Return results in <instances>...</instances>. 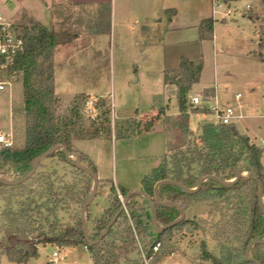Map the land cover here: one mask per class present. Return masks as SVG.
Masks as SVG:
<instances>
[{
    "label": "trees",
    "instance_id": "obj_1",
    "mask_svg": "<svg viewBox=\"0 0 264 264\" xmlns=\"http://www.w3.org/2000/svg\"><path fill=\"white\" fill-rule=\"evenodd\" d=\"M203 23L211 32L213 20ZM30 24V27L24 28L25 52L17 58L12 69L18 74L21 73L23 80L25 100L21 106L12 107L13 123L15 124L19 119L23 123V142L21 145L14 144L8 149H0V167L9 166L10 170L5 171L6 174L10 175L12 172L17 176L11 181L0 177L5 181H0L2 189L25 190L27 183L36 179L35 174L28 177L32 170V163L38 157L45 156L50 152L52 153L43 160L59 156L67 164L77 168L74 154H78L81 165L97 173V166L88 155L73 153L71 138L64 135L52 108L55 94L54 51L58 46L72 43L77 37L76 35L56 33L32 21ZM40 59L48 63L47 72L40 71L38 65ZM203 69V61L193 62L182 58L179 67L167 71L165 75V82L175 85L178 89L177 97L181 113L179 128L182 138L187 137L189 131L187 97L193 85L200 81ZM44 75H47L48 84L38 89L34 85L33 79L36 76ZM159 113H164V109H161ZM153 123L154 121H150L144 131L149 132ZM141 134L143 133H138V135ZM130 137L129 133H125L119 134L117 138L127 139ZM202 137L203 142L207 145V152L199 151L196 148L190 152L188 158L185 154H181V157L175 156L172 172L164 161L159 170L143 179V190L141 191L145 196H130L126 208L131 206L134 198L143 197L152 208V218L153 206H155L157 224L162 227L181 217L180 209L172 204H177L186 210L191 202H211L213 210L220 212L223 217L214 226L215 239L223 248V258L219 259L212 254H207L206 258L213 264H232L233 262L264 264V211L259 201L260 187L258 182L253 179L250 169L255 171L256 177L264 184V166L262 164L264 151L252 145L247 136L240 135L234 125H207ZM64 147L72 154L69 158L63 151ZM195 164L199 167L198 174L193 171ZM240 168H242L241 177L238 179ZM78 170L86 174L81 169ZM244 173L246 176H243ZM26 177L28 178L24 180ZM40 179L42 180L41 192H28L26 200L20 202L18 210L12 207V201H10L0 213V219L4 221L3 228H0V231L4 233L3 241L0 242V264L3 255H6L10 261L19 264L36 259L39 257L40 245L60 247L83 245L91 252L93 264H119L122 257L126 259L127 264H130L129 248L133 246L134 239H131L132 227L127 222L125 211L112 224L104 238L98 244H92L104 234L108 224L119 211L122 202L116 200L114 210L107 211L110 215L108 221L104 222V219L98 221L97 233L91 237L88 229L83 226L82 220V208L88 198L85 193L82 198H78L81 204V214L76 218L75 225L65 224L60 218V211L76 199L75 191L68 185L57 189L55 181L51 177L44 176ZM160 181H170V183L164 184L156 190V184ZM200 182H202V188L194 194L184 193L176 185L180 184L190 190H195ZM229 184L231 186H227ZM119 190L124 199L129 196L131 191L123 187H120ZM157 195L159 200L156 198ZM262 202L264 205V196ZM88 210L89 208L84 214L86 223ZM122 218L127 223L124 228V233L127 235L125 238L122 234L115 233V226ZM133 219L134 217L131 219L132 222H134ZM187 223L188 220L185 219L162 235H157L153 228L152 230L156 234V239L160 240L166 233ZM141 225L142 222L139 223L140 227ZM117 242L122 243V246L119 247ZM236 242L240 244V247ZM248 248V257L253 260H249L246 256ZM151 255L152 250L148 257L150 258Z\"/></svg>",
    "mask_w": 264,
    "mask_h": 264
},
{
    "label": "crops",
    "instance_id": "obj_2",
    "mask_svg": "<svg viewBox=\"0 0 264 264\" xmlns=\"http://www.w3.org/2000/svg\"><path fill=\"white\" fill-rule=\"evenodd\" d=\"M0 12L14 23L24 15L56 33L64 31L63 22L68 19L70 30L75 29L72 35L77 38L56 47L53 57L55 93L63 101L84 94L111 99L118 108L116 99L109 94L113 90L115 62L130 60L127 84L146 88L152 96L148 104L158 99L171 105L177 111L175 115L180 114L177 87L167 84L165 75L177 69L182 58L203 61L200 81L193 85L189 96L216 95L220 108L234 109L235 127L241 135L264 151V62L255 57L259 43L250 20L214 18L211 0H0ZM208 20L214 22L211 32L203 23ZM63 50V63H59L58 54ZM236 95H240L239 102ZM11 97L12 88L0 91V130L6 133L13 127ZM126 108L122 105L119 109ZM194 110L187 111L191 131L197 133L205 124H218L213 112ZM155 130L156 127L144 134H162L166 141L165 133ZM82 151L96 164L99 179L111 180L100 171L99 156L86 147ZM158 166L156 163L154 168ZM1 194L2 188L0 211ZM49 248L39 247V257L25 264H52L49 256H43ZM78 249L83 248H62V259L55 264L67 261V255L74 256ZM90 262L93 264L91 255ZM1 264L19 263L3 255Z\"/></svg>",
    "mask_w": 264,
    "mask_h": 264
},
{
    "label": "rangeland",
    "instance_id": "obj_3",
    "mask_svg": "<svg viewBox=\"0 0 264 264\" xmlns=\"http://www.w3.org/2000/svg\"><path fill=\"white\" fill-rule=\"evenodd\" d=\"M68 15V13H65V16ZM250 21L254 29L256 28L255 24H257L264 32V0H261L259 15L252 16ZM19 23L24 28L31 26L29 18L24 15L21 16ZM63 24L64 31L62 29L59 34L72 35L75 29L70 30L68 19ZM263 45L264 39H261L254 54L255 57L264 62ZM65 53L66 50L60 52L58 58H63L62 54ZM59 63H63L62 59L59 60ZM115 63L113 90H110L109 94H112V97L116 99L118 108L115 107L111 99L106 101L99 96L84 94L63 101L55 93L52 104L60 128L64 135L71 138L73 153H83L82 149L84 150L86 147L89 152L99 156V159H101L100 171L113 180H100L97 196L88 210L87 229L91 237L97 233L98 221L101 219H104V222L108 221L110 215L107 211L109 209L114 210L116 200L123 201L120 187L128 190L139 189L143 179L159 170L164 161L172 172L175 156L181 157V154H185L188 158L190 152L196 148L199 151L207 152V145L203 142L202 134L204 128L210 124H205L197 133L189 129L188 136L182 138L179 128L181 113L175 115L177 111H174L171 105H164L158 99H154L153 103L148 104L152 96L146 88L142 89L134 83L127 84V79H130V77L126 67L132 62L118 59ZM38 65L40 71L47 72V62L40 59ZM1 80H10L12 83V107L21 106L25 100L22 74L1 78ZM33 83L38 89L43 88L48 84L47 75L36 76ZM189 94L187 97L188 110L190 109ZM122 105L127 106V108L120 110L119 108ZM161 109H164L162 114L159 113ZM150 121H154V123L149 132L156 127L155 131L165 133L166 141L162 134H144L149 133L144 130ZM22 126L21 119L15 124L13 123L12 133L15 145H21L23 142ZM9 128L7 129L9 130ZM139 132L144 135L138 136ZM125 133L138 137L130 140L117 138L119 134ZM156 163L159 166L154 168ZM193 169L198 174L199 167L197 164L193 165ZM9 170V166L0 167V177L9 181L14 180L17 176L12 172L7 175L5 171ZM35 176L36 179L29 181L25 190L2 189L0 213L10 201H12V207L18 210L20 202L26 200L28 192L35 191L38 193L42 191V180L40 178L48 176L55 181L57 189L68 185L75 191L76 199L60 211V218L63 223L75 225L76 218L81 214V204L78 198H82L84 193L88 198L91 196L94 185L93 179L88 174H84L74 166L67 164L59 156L43 160ZM243 176H246V173ZM114 183L119 186L116 187ZM139 190H143V187H140ZM213 209L211 202H191L185 210L188 223L166 233L159 240L156 239V234L150 225L152 218L151 206L141 196L134 198L131 206L125 210L127 222L132 227L131 239H134L133 246L129 248L130 264H213L211 260L206 258L207 254H212L219 259L223 258V248L219 241L215 239L214 230L215 224L221 221L223 217L220 212ZM132 217H134V222L131 220ZM140 222H142L141 227L139 226ZM3 225V219H0V228H3ZM126 226L127 223L122 218L115 226V233H120L125 238L127 236L124 233ZM3 238L4 233L0 231V242L3 241ZM158 243L161 246L155 249ZM117 244L119 247L122 246L120 242H117ZM236 244L240 247L239 243L236 242ZM43 246L50 247L44 251L43 256H49L48 260L55 264L53 253L59 252L61 254L64 247L56 245H40L39 247ZM78 247L83 249H78L72 257L67 255V261H61L59 264H91V252L85 249L83 245H78ZM150 250H152V255L149 258ZM48 264L51 263L48 262ZM119 264H127L126 259L122 257ZM232 264L237 263L233 262Z\"/></svg>",
    "mask_w": 264,
    "mask_h": 264
},
{
    "label": "built area",
    "instance_id": "obj_4",
    "mask_svg": "<svg viewBox=\"0 0 264 264\" xmlns=\"http://www.w3.org/2000/svg\"><path fill=\"white\" fill-rule=\"evenodd\" d=\"M213 17H221L223 20H237L246 18L250 20L252 16L259 15L261 0H211ZM255 39L260 43L264 39V32L260 26L255 24ZM25 30L21 23H14L0 12V91H4L7 87L12 88L10 80H1V78L17 76V71H13V67L17 58L25 52ZM190 109H202L213 112L218 118L217 125H234V109L232 107L220 108L217 102V96L204 95L201 93L189 96ZM235 100L239 102L240 95L235 96ZM264 101V96H263ZM14 145V136L11 132H3L0 130V149H8ZM161 244L158 243L155 249ZM59 252L53 254V261L61 260Z\"/></svg>",
    "mask_w": 264,
    "mask_h": 264
},
{
    "label": "water",
    "instance_id": "obj_5",
    "mask_svg": "<svg viewBox=\"0 0 264 264\" xmlns=\"http://www.w3.org/2000/svg\"><path fill=\"white\" fill-rule=\"evenodd\" d=\"M63 151L66 155L67 158H69L70 156H72V154L67 150V148H63ZM52 152L46 154L45 156H40L38 157L33 163H32V170H31V173L28 177H31L33 176L39 165L41 164L42 160L44 158H46L48 155H50ZM74 156L76 157V166L78 169H81L82 171H84L86 174H88L92 179H93V192L91 194V196L89 198H87L83 208H82V220H83V226L85 228H87V223L85 222V219H84V214H85V211L91 206V204L93 203V200L96 198L97 196V191H98V187H99V184H100V179H99V176L97 173H95L94 171L92 170H89L88 168L84 167L81 165V160H80V157L78 154H74ZM244 167V166H243ZM242 167V168H243ZM239 169V172H238V179L241 177V169ZM250 168V167H249ZM251 169V172H252V175H253V179L256 180L259 184V187H260V195H259V201H260V205L262 207V210L264 211V205H263V202H262V199H263V196H264V184L261 180H259L257 177H256V174H255V171ZM28 177H26L24 180H26ZM212 179H214L215 177H210ZM1 182H5L3 180L0 179ZM18 183H21V182H18ZM170 181H160L156 184V190L158 189V187L164 185V184H169ZM177 186H179L182 190V192L184 193H187V194H194L196 192H198L201 188H202V182L199 183L198 187L195 189V190H190L180 184H176ZM227 186H231L230 184L227 185ZM133 195H142V196H145V194L140 191V190H135V191H130L129 192V196L126 197L125 199H123L122 201V205L119 209V211L117 212V214L113 217V219L111 220V222L108 224L104 234L100 237L99 240H97L96 242L92 243V244H98L103 238L104 236L108 233L109 229L111 228L112 224L118 219V217L120 216V214L122 212H124L126 210V206H127V203H128V200H129V197L130 196H133ZM157 200H159V196L157 195L156 196ZM173 206L177 207L180 209L181 211V217L174 221V222H171L165 226H162V227H159L158 224H157V212H156V209H155V206H153V218H152V228L154 230V232L157 234V235H162L165 231H167L168 229L170 228H173L174 226H176L177 224L181 223L182 221H184L186 219V211L184 209H182L179 205L177 204H172ZM248 254H249V248L246 252V256L248 257ZM249 260H253L251 258L248 257Z\"/></svg>",
    "mask_w": 264,
    "mask_h": 264
},
{
    "label": "flooded vegetation",
    "instance_id": "obj_6",
    "mask_svg": "<svg viewBox=\"0 0 264 264\" xmlns=\"http://www.w3.org/2000/svg\"><path fill=\"white\" fill-rule=\"evenodd\" d=\"M141 191V190H140Z\"/></svg>",
    "mask_w": 264,
    "mask_h": 264
}]
</instances>
